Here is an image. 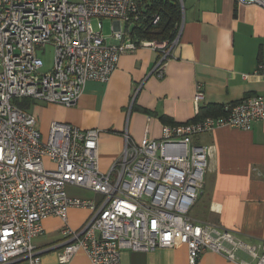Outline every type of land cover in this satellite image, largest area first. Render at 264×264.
<instances>
[{"label":"built area","instance_id":"obj_1","mask_svg":"<svg viewBox=\"0 0 264 264\" xmlns=\"http://www.w3.org/2000/svg\"><path fill=\"white\" fill-rule=\"evenodd\" d=\"M237 1L264 6V0ZM142 15L137 0H0V264H43L41 254L50 249L58 250L60 263L82 250L89 264H120L122 249L147 252L179 242L187 246L189 264L204 251L249 264L237 250L264 264V241L248 243L215 222L188 215L209 152L193 137L221 125L250 129L264 121V94L223 104L220 115L163 124L157 138L136 141L124 133L122 151L107 171L99 167V129L52 121L43 136L36 117L14 102L27 97L73 106L88 80L108 81L120 55L139 45L159 52L153 73L163 77L177 40L135 41L121 23L133 24ZM101 18L114 23L109 36ZM151 19L155 24L160 15ZM48 44L53 64L42 71L37 48ZM258 67L264 75L263 65ZM203 97L197 84L196 109ZM68 185L101 199L69 196ZM70 207L90 211L79 229L67 223ZM51 215L64 222L62 239L39 249L34 238Z\"/></svg>","mask_w":264,"mask_h":264},{"label":"crops","instance_id":"obj_2","mask_svg":"<svg viewBox=\"0 0 264 264\" xmlns=\"http://www.w3.org/2000/svg\"><path fill=\"white\" fill-rule=\"evenodd\" d=\"M179 2L177 41L172 56L165 61L163 77L153 73L159 52L152 47L139 45L124 52L110 79L88 80L75 105L46 102L37 121L41 134L47 135L52 121L99 129V167L107 171L122 151L124 133L136 141L144 135L157 138L163 124L193 120L208 106L264 94V75L258 67H264V6L237 0ZM121 28L130 30L127 24ZM197 84L202 85L204 97L196 109L193 95ZM192 141L209 147V152L203 184L191 206L197 213L188 215L197 221L215 222L248 243L263 242L264 121H254L250 129L217 126ZM44 161L51 165L48 159ZM87 191L90 194L82 198L100 197ZM89 214L86 208L70 207L67 223L79 229ZM42 225L43 233L34 238L39 249L61 241L64 222L59 216H48ZM57 252L43 251L42 263L89 264L82 250L68 263H60ZM236 255L249 264L256 262L245 251L237 250ZM120 264H189L187 246L179 242L147 252L122 249ZM195 264L237 263L204 251Z\"/></svg>","mask_w":264,"mask_h":264},{"label":"trees","instance_id":"obj_3","mask_svg":"<svg viewBox=\"0 0 264 264\" xmlns=\"http://www.w3.org/2000/svg\"><path fill=\"white\" fill-rule=\"evenodd\" d=\"M139 9L143 15L140 19L130 26V36L133 39L141 40H172L178 30L181 20V6L179 0H137ZM153 13H158L160 19L153 24L151 16ZM24 108L22 105L18 104ZM224 113L222 105L208 106L205 109L199 110L195 119H200L206 116H216ZM160 119L167 122V118L163 115ZM173 123V122H169Z\"/></svg>","mask_w":264,"mask_h":264},{"label":"rangeland","instance_id":"obj_4","mask_svg":"<svg viewBox=\"0 0 264 264\" xmlns=\"http://www.w3.org/2000/svg\"><path fill=\"white\" fill-rule=\"evenodd\" d=\"M102 21V31L105 36H109L111 33V24L112 20L108 18H101ZM92 24L95 27L96 26V20H92ZM122 27L125 25L124 22L121 23ZM38 55L42 58L43 60V67L42 71H48L51 69L52 64H53V59H54V48L52 45H46L44 48L38 47L37 48ZM14 102L17 104H20L24 107V109L28 110L30 113H32L35 117L36 120L38 121L39 118L42 115V108L45 105L46 102L41 101V100H36L32 98H27V97H20L18 99H15ZM45 133V132H44ZM43 133V136H45ZM66 191L73 195V196H78V197H87L90 193L81 187L77 186H67ZM101 197H97L95 200L99 201ZM189 213H197L196 208H190Z\"/></svg>","mask_w":264,"mask_h":264}]
</instances>
